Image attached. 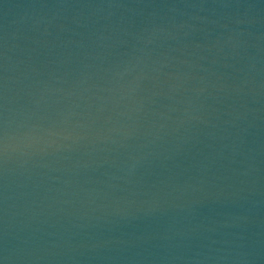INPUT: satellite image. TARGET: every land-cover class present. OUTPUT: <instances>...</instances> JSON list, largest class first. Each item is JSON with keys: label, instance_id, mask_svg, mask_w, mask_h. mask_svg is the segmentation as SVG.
<instances>
[{"label": "water", "instance_id": "95a60500", "mask_svg": "<svg viewBox=\"0 0 264 264\" xmlns=\"http://www.w3.org/2000/svg\"><path fill=\"white\" fill-rule=\"evenodd\" d=\"M0 264H264V0H0Z\"/></svg>", "mask_w": 264, "mask_h": 264}]
</instances>
